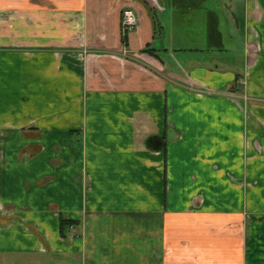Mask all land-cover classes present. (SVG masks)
Returning <instances> with one entry per match:
<instances>
[{
    "label": "crops",
    "instance_id": "1",
    "mask_svg": "<svg viewBox=\"0 0 264 264\" xmlns=\"http://www.w3.org/2000/svg\"><path fill=\"white\" fill-rule=\"evenodd\" d=\"M10 260L264 264V0H0Z\"/></svg>",
    "mask_w": 264,
    "mask_h": 264
},
{
    "label": "rangeland",
    "instance_id": "2",
    "mask_svg": "<svg viewBox=\"0 0 264 264\" xmlns=\"http://www.w3.org/2000/svg\"><path fill=\"white\" fill-rule=\"evenodd\" d=\"M176 17L177 16H175L173 27H170V23L168 25V21H167V23H166L167 25L164 27V29L162 30L160 35L157 37L158 38L157 40H159V41L156 42L155 47L158 49H164L165 48V49H169L171 51L173 50L172 56H174V58H175L174 62L178 66H183L182 65L183 59H184L183 53L177 52V50H179V48H181L180 46H183L184 48L188 47V21H187L188 18L182 20L181 22H177L178 18H176ZM173 30H176L177 33H181L184 36V38L177 36V33H176V36L174 39L175 44L171 41ZM181 38H183V40L181 42H178V40ZM212 61L214 62V60H212ZM10 264H12V260H10Z\"/></svg>",
    "mask_w": 264,
    "mask_h": 264
},
{
    "label": "trees",
    "instance_id": "3",
    "mask_svg": "<svg viewBox=\"0 0 264 264\" xmlns=\"http://www.w3.org/2000/svg\"><path fill=\"white\" fill-rule=\"evenodd\" d=\"M153 22H154V35L155 36H159L161 31H162V26L159 22V20L154 16L153 17ZM124 39V43L126 42V39H127V36L123 38ZM143 52H146L148 54H150L151 56H154V57H158L157 56V53L155 50L153 49H145ZM81 227V224L79 222H76V221H72V220H69V219H66L64 217H61V223H60V232H61V235L63 237H66V230H71V227Z\"/></svg>",
    "mask_w": 264,
    "mask_h": 264
},
{
    "label": "built area",
    "instance_id": "4",
    "mask_svg": "<svg viewBox=\"0 0 264 264\" xmlns=\"http://www.w3.org/2000/svg\"><path fill=\"white\" fill-rule=\"evenodd\" d=\"M139 24V19L133 8H125L123 10L121 31L123 38L136 30Z\"/></svg>",
    "mask_w": 264,
    "mask_h": 264
},
{
    "label": "flooded vegetation",
    "instance_id": "5",
    "mask_svg": "<svg viewBox=\"0 0 264 264\" xmlns=\"http://www.w3.org/2000/svg\"><path fill=\"white\" fill-rule=\"evenodd\" d=\"M75 227L73 226V227H71V229H74Z\"/></svg>",
    "mask_w": 264,
    "mask_h": 264
}]
</instances>
